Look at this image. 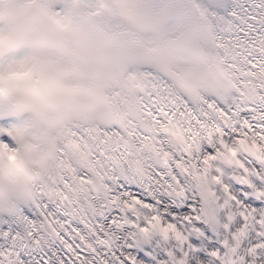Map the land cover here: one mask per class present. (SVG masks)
Segmentation results:
<instances>
[{
	"label": "snow or ice",
	"instance_id": "snow-or-ice-1",
	"mask_svg": "<svg viewBox=\"0 0 264 264\" xmlns=\"http://www.w3.org/2000/svg\"><path fill=\"white\" fill-rule=\"evenodd\" d=\"M0 264H264V0H0Z\"/></svg>",
	"mask_w": 264,
	"mask_h": 264
}]
</instances>
